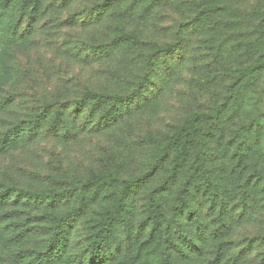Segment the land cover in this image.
Wrapping results in <instances>:
<instances>
[{"label":"rangeland","instance_id":"rangeland-1","mask_svg":"<svg viewBox=\"0 0 264 264\" xmlns=\"http://www.w3.org/2000/svg\"><path fill=\"white\" fill-rule=\"evenodd\" d=\"M46 1L30 17L29 0H0V264H264V182L253 183L264 158L230 157L235 143L216 142L230 133L210 131L211 119L193 143L171 140L192 114L223 103L247 63L240 22L219 10L196 23L190 0L98 10L90 2L105 0ZM232 1L238 10L251 2ZM121 33L130 38L110 45L112 56L91 54ZM252 83L262 103L264 72ZM88 90L119 95L107 122L88 111L90 99L81 110ZM108 214L113 234L97 239ZM50 215L61 220L56 245ZM12 235L22 238L7 243Z\"/></svg>","mask_w":264,"mask_h":264},{"label":"trees","instance_id":"trees-1","mask_svg":"<svg viewBox=\"0 0 264 264\" xmlns=\"http://www.w3.org/2000/svg\"><path fill=\"white\" fill-rule=\"evenodd\" d=\"M59 1V0H58ZM57 1V3H58ZM120 2L121 0H115ZM175 1V0H174ZM177 2H180L181 0H176ZM175 1V2H176ZM192 4L195 6L193 7L194 10V16L193 20L196 23L199 21L201 22V19L205 15H219V10H222L224 14L228 16L230 19L237 20L240 22V26H243V34H239L240 36H243V39L240 40L241 43H238L236 47H243L245 50V54L247 56V62L244 67H240L237 69L236 75L233 74L231 76V83L227 85L228 87V95L224 97L223 103L219 104L218 106L213 107L211 113H207L206 111H199L192 114L183 124L176 127L178 129V134L173 135L171 137V140L173 143L175 141L177 143L180 142L181 136H186V142L193 143L194 136L196 134L195 129H197L200 124H207L209 119L213 120V125L210 127L207 124V128L212 131L214 129H218V131H229L230 135L228 139H226L225 135L222 133H218L219 138L216 140V142H225L228 141V145L224 144V146H229V142L231 141L235 143V151L233 154L230 153V157H235L240 159V162H243V160H246L248 156L251 155L254 151L259 154L261 158H264V101L261 103L255 102L253 100V94L257 92V90H254V83L252 81H255V78L264 72V0H249V4L246 5L243 3V8L238 10L237 6L235 5L234 1L232 0H190ZM29 5L27 8H29L26 11V14L30 15V17L34 16L36 13H40L42 11V8L40 7L41 0H29ZM48 3H54L55 0H47ZM111 0H105L103 4H99L95 1L90 2L89 6L90 8L100 9L102 5L110 4ZM176 2V3H177ZM142 10V8H139ZM99 14V13H98ZM200 17V18H199ZM53 24V23H52ZM17 33V32H16ZM179 33V32H178ZM235 33V32H234ZM8 39H12L14 41L16 39V35H10ZM129 35H126V33H121L119 35H116L114 37V40L112 42H99L96 45L92 46L93 50L91 51V54L95 53V57L97 60L105 59L110 56H112L113 52L115 50H109L110 45L115 44L116 46H119L121 44H124V41L127 42V39H129ZM179 38V35H178ZM126 39V40H124ZM238 40V38H236ZM176 43H179L176 41ZM118 44V45H117ZM1 45V44H0ZM172 45L169 47H166L163 50L162 53H168L172 51ZM108 48V50H107ZM160 53V54H162ZM158 57V53L156 55ZM155 59H153L154 62ZM231 90V91H230ZM247 90V92H245ZM86 91V90H85ZM82 94V98L78 100V102H81L80 105L81 110L83 111V106L85 105V100L90 99V109L88 111H93L92 113H99L100 117L98 122H107L109 120L108 118L113 116V112L116 110V102H120L121 99L119 98V95H105L100 92L88 90V93ZM248 93V101L250 105V109L247 110V112L242 113L239 109H236L239 105V100H241L242 95ZM39 120V117L32 118L30 120H21L17 123H15L14 128L16 127H22V125H26L27 123H31L32 126L37 125ZM24 123V124H22ZM30 125V126H31ZM216 127V128H215ZM228 127V128H227ZM6 135H9V132H7ZM6 138H4V141ZM178 140V141H177ZM183 144V143H182ZM234 155V156H233ZM262 171L264 172V168H262ZM256 174L258 178H255L253 183L264 182V174L259 171L257 168H255ZM252 176L246 177L245 181V195H251V189L250 186L254 185L253 183L250 184V181L252 180ZM258 180V181H255ZM264 187L261 189L263 190ZM42 197H50L54 194L49 191H43ZM7 196V195H6ZM9 196V195H8ZM4 197V195H3ZM6 198V197H4ZM244 202L243 204H246L245 196H244ZM152 206L154 208L153 213V219L155 221L154 228H160V221H159V215L157 211V205L152 201ZM108 219L104 223V226L99 231V234L97 235V239L103 237V239L107 240L109 236H112L113 234V218L108 214ZM51 225L49 226V229L52 231L51 236L49 237V244L50 245H56L55 241L60 239L62 236L61 232V220L60 218L50 215ZM43 228L42 226H40ZM25 233V232H24ZM14 235L7 237V243L10 242H19L21 240L17 239L18 237H13ZM52 256L54 258H60V251H53ZM41 259L45 260L46 255H50V250L48 249L45 253L41 252ZM34 257V256H33ZM32 257V258H33ZM21 260V259H20ZM31 262V261H30ZM164 264H174L172 263L169 258L165 257ZM37 263V262H36ZM34 263V264H36ZM30 264V263H29ZM39 264V263H38Z\"/></svg>","mask_w":264,"mask_h":264}]
</instances>
